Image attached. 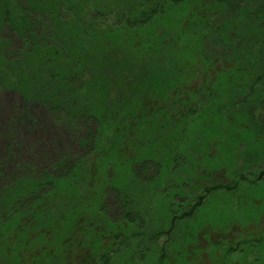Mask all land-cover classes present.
I'll return each mask as SVG.
<instances>
[{"label": "trees", "instance_id": "16d2710c", "mask_svg": "<svg viewBox=\"0 0 264 264\" xmlns=\"http://www.w3.org/2000/svg\"><path fill=\"white\" fill-rule=\"evenodd\" d=\"M3 88L25 101L0 130V264L229 259L196 220L264 185V0H0ZM48 118L68 141L39 161L21 134ZM257 231L240 264H264Z\"/></svg>", "mask_w": 264, "mask_h": 264}, {"label": "rangeland", "instance_id": "374dc122", "mask_svg": "<svg viewBox=\"0 0 264 264\" xmlns=\"http://www.w3.org/2000/svg\"><path fill=\"white\" fill-rule=\"evenodd\" d=\"M17 42H19L17 40ZM24 98L23 96L10 88H3L0 90V130L4 132V128L9 126L11 118L15 111L21 110L24 107ZM34 110L37 109L36 106H32ZM46 121V120H45ZM43 122L39 129L33 134L28 135V131L24 130L21 134L22 137L27 139V144H30L33 138L42 139L37 147V150L42 154H40L38 160L45 161V158L54 159L56 158V150L55 148L62 149L66 146L68 133L58 126L53 127L50 125V119L48 118L46 122ZM58 140L55 147H52V143L50 141ZM5 142V138H2L0 144L2 145ZM26 143V141H25ZM4 155V152L0 150V156ZM25 155V152H24ZM47 156V157H46ZM219 176L223 175V171H219ZM241 199L240 205H225L223 206L221 201L214 202L213 205L204 209L202 215L197 218V223L200 225H208L209 228L202 233V238L205 236L209 237H218L220 229L227 228L229 225L233 224L230 229L227 231V234L230 236H236V239H232V243H229V250L233 251L229 255V259L223 258L222 262L225 264H240L239 257L240 253L237 250H241L239 244L235 242L239 241V237L243 234L250 233V230L256 231L253 236L256 238L259 236L258 227L261 225L264 228V185H260L257 187H251L242 192L238 196ZM236 197L234 202L240 201V199ZM113 206V205H112ZM114 207V206H113ZM112 207L111 214L112 216L119 217L120 214L118 210H114ZM219 231V232H218ZM219 233V234H218ZM253 233V232H252ZM259 233V234H258ZM241 234V235H240ZM205 237V238H207ZM246 237V236H244ZM248 237V236H247ZM246 237V238H247ZM253 238V237H252ZM204 242L203 239H201ZM225 240V239H224ZM259 241V240H258ZM234 242V243H233ZM212 247L206 243L205 249ZM207 254H205L206 256ZM225 257V255H221ZM209 256H206L208 260ZM250 258V257H249ZM252 258V256H251ZM234 263H231V261Z\"/></svg>", "mask_w": 264, "mask_h": 264}, {"label": "flooded vegetation", "instance_id": "af4514ba", "mask_svg": "<svg viewBox=\"0 0 264 264\" xmlns=\"http://www.w3.org/2000/svg\"><path fill=\"white\" fill-rule=\"evenodd\" d=\"M259 177L260 178H263L264 177V172H261L260 174H259ZM229 179V178H228ZM250 232L252 233V229L250 230ZM237 236V235H236ZM236 236H228V235H225V236H219V237H213V236H210L209 237V239L208 238H202V236H200L201 237V239H203L204 240V242H202L203 243V247L205 248V244L206 243H208L209 245L211 244V241H216V240H218V239H223L224 237V239H226L227 241H231L232 239H236ZM223 237V238H222ZM237 241V240H236ZM90 255L92 254L91 252L89 253ZM77 257L80 255V253H76L75 254Z\"/></svg>", "mask_w": 264, "mask_h": 264}]
</instances>
